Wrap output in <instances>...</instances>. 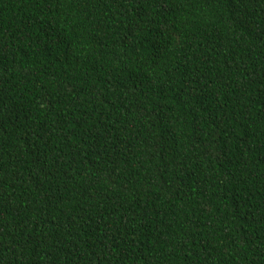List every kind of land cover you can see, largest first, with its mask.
I'll list each match as a JSON object with an SVG mask.
<instances>
[{"label":"trees","instance_id":"16d2710c","mask_svg":"<svg viewBox=\"0 0 264 264\" xmlns=\"http://www.w3.org/2000/svg\"><path fill=\"white\" fill-rule=\"evenodd\" d=\"M0 264H264V0H0Z\"/></svg>","mask_w":264,"mask_h":264}]
</instances>
